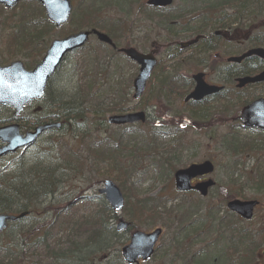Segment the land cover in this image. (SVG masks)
Listing matches in <instances>:
<instances>
[{
    "label": "rangeland",
    "instance_id": "obj_1",
    "mask_svg": "<svg viewBox=\"0 0 264 264\" xmlns=\"http://www.w3.org/2000/svg\"><path fill=\"white\" fill-rule=\"evenodd\" d=\"M71 1L73 13L81 0ZM145 1L97 0L96 4V7L100 8L98 16L101 25L109 28L114 26L122 30L117 33L120 47L131 46L142 53H147L151 49L152 43H154L152 48H157V64L149 80L144 98L138 101L131 98V82L137 73V65L123 58V56L106 53V49L97 46L96 39L92 37L88 47L68 56L52 77L46 96L40 102L27 106L16 122L20 126L22 124V130H25L26 126H30L35 119L46 117L49 113L45 108L47 100L54 97L57 90L71 93L75 85L83 78L84 71L93 72L92 66L97 65V62L92 57H97L100 62L111 65L119 72L120 75L116 77V80L121 87L124 86L127 89L126 86H129L127 91L130 99L124 101L127 103L126 109L146 111L148 116L156 120L157 126L160 125L169 133L165 140L159 139V141L173 147L171 151L178 149V154L170 165L161 161L164 159L165 153L160 151L156 153L145 152L143 147L150 142V132L152 131L149 129L152 126L147 120L149 123L125 128L108 126L105 132L102 129L94 130L92 126L91 128L85 127L81 129L82 133L77 139L75 128L71 131L64 128L44 134L28 149L19 150L14 155L4 157L0 160V171L2 172L14 170L18 162L30 157L28 156L30 154L33 157L41 154V157L47 159L50 157L51 160H54L55 156L57 158L63 157L64 160L60 163L68 167L70 172L63 178V181L58 183L56 193L47 198L38 210L22 221L10 224L7 230L0 235V263L6 262L4 259H7L9 255L16 257V261L20 264H38L40 260H43L42 264L46 262L43 256L36 255L39 251L29 254L34 245V240L30 237V227L32 226L37 228L46 224V236L50 240L49 244L58 246L57 249H59L61 244L72 240L74 235H77L78 241L83 239L84 236L80 231L81 223L93 216L98 215L103 222V227L109 231L115 230L120 219L129 222V217L124 211L127 198L119 181L115 179L117 174L115 162L123 167H130L128 177L136 188L137 195L153 202L159 214V218L154 222L148 220L143 223H136L133 227L116 232L118 236L114 241L115 247L120 248L127 243L133 230L148 232L156 227L162 228L163 233L158 240L153 256L141 264H185L184 260L191 258L194 254L205 253L207 256L205 259H201L202 263L205 261V264H237L241 256L245 255L243 251L248 255L250 245L254 247L257 244H264V185L261 184L258 191L254 189L258 183L264 181H257V183L250 179V175L255 169L264 172V132L243 129L234 120L239 113L241 102L260 96L264 91V85L236 90L234 84H226V94L221 97L211 98L206 100L204 104L194 107H184V109L193 112L195 118H189L188 123L184 122L185 128L181 127L183 119L177 118L176 121L167 114V111L172 105L181 110L182 97L189 90H186L180 100L176 99L177 92L170 93L165 87L163 88L166 91L164 95H161L162 82L166 83L173 77L179 80V85L182 86L183 83L179 76L187 80L197 71H203L206 74V81L210 83L225 84L229 81L227 76L218 77V75L209 72L212 64H214L213 61L216 63L213 59L214 55L211 53L197 54L196 49L179 52V48L176 46L178 42L190 40L195 36L196 31L192 32L194 29L204 32L205 36L211 38L213 28L201 29L204 24L199 17L202 15L203 18L211 17L212 14H206L205 11L208 9L204 7H214L213 3H218V0H173L172 7L166 10L147 11L143 15L141 12L135 13L138 6L145 5ZM128 2L131 3V9L132 3L135 4L132 13H128ZM103 4H105V8ZM27 7L25 4L16 6L12 10L0 7V64L16 59L23 63L36 62L42 56L36 54L38 48L36 50L30 49L28 52L25 49L21 50L20 45L9 46V38L14 32L12 24L17 20L21 10L27 9ZM224 8V6L219 5L218 8L210 10L219 12ZM225 13L228 14V12ZM178 14H181L182 17L177 18ZM126 15L128 16L126 17ZM217 16L220 18L222 14ZM76 19V17L73 21L70 19L61 28H53L48 37L45 38L43 46L46 44L48 46L54 38L86 29L85 27L78 28L75 23ZM36 20L40 21L38 18ZM170 20L178 21L172 22ZM185 28H188L186 29L188 31H185ZM204 44L205 42L202 41L200 46ZM211 44L220 57L225 56L222 52L226 51L222 46L216 47L213 40H211ZM207 45L210 44L207 43ZM166 46L168 47L166 48ZM19 50H21V54L16 52ZM234 52L233 49H229L227 53ZM26 53L31 54L32 57H26ZM220 61L222 62L221 59ZM75 63L79 64L78 68L74 67ZM106 85L101 87L104 93L101 92L98 95L100 100L107 104L111 101L112 96L106 93L108 91ZM177 88L179 89L178 86ZM36 106L42 107L43 111L39 114L33 113ZM12 113L10 108L0 106V126L13 122ZM24 126L25 128H23ZM147 135L148 137H146ZM232 136L241 142H246L241 145L239 150L234 149V152L237 153H233L232 147L224 142V138L230 139ZM177 143L180 144V148H175ZM249 144L254 145L253 149L240 151ZM64 147L72 148L76 156L71 158L73 155L65 154L67 149ZM139 147L141 150H138ZM61 148L65 151H60ZM109 154L114 156V159H108L113 164L104 161L102 164L96 165L97 161L107 160L106 157ZM206 159L211 160L214 164V171L210 177L215 181V187L210 190L207 197L200 198L196 195L176 192L173 187V171L190 163H197ZM105 179H111L124 195L123 208L114 213V219L105 212L102 203L106 202L103 195L98 193V189L102 187ZM228 198L258 200L259 206L254 211L253 219L245 222L229 213L225 208V202ZM193 203L197 204L198 207L194 215L188 220L192 224L191 227L187 228L189 234L185 236L186 233L183 231L181 235H177L173 239L175 233L188 226V223L184 224V227L177 225L175 216ZM166 211H170V214L167 215ZM208 211L214 212L216 220L211 224L199 222ZM109 213L113 212L109 211ZM64 222H68V224ZM217 222L218 225L221 223L219 228L224 233V239L221 240L210 232L212 226L216 228ZM169 224L171 228L167 227ZM199 226H203L204 230L191 232V228L194 229V227ZM232 228H237L242 233L245 232L247 239L241 241L239 236L235 239L230 237L227 232H231ZM205 229L208 233L204 232ZM23 256H25L24 260H22ZM61 264L84 263H78L76 259L72 258ZM93 264L125 263L120 256L117 258L115 254H112L105 259L100 256ZM253 264H264V247L260 246L256 249Z\"/></svg>",
    "mask_w": 264,
    "mask_h": 264
},
{
    "label": "trees",
    "instance_id": "obj_2",
    "mask_svg": "<svg viewBox=\"0 0 264 264\" xmlns=\"http://www.w3.org/2000/svg\"><path fill=\"white\" fill-rule=\"evenodd\" d=\"M125 2V1H123ZM242 3L246 4L247 13L249 16L254 15L255 17L260 14L257 12L255 7L264 6V0H251V2L243 1ZM97 0H81L78 2L72 17V21L76 17V26L78 28H98L112 38L114 42L117 43L119 39L118 32L122 31L117 27L111 26L110 28L107 26H102L101 21L99 20V7H96ZM129 7L128 13H132V9L130 7L131 3H127ZM212 5V4H210ZM214 7H204L208 9L205 11L206 14H212L211 17H204L203 15L199 18L204 24L202 28H212L218 27L219 24H222L221 19L218 18L219 12H213L210 9H216L218 6H222V4L213 3ZM142 6V5H141ZM244 6V5H242ZM105 8V4H103ZM252 8V9H251ZM260 8V7H259ZM251 9V10H250ZM264 11V10H263ZM138 12V10L136 11ZM127 13V14H128ZM78 15V17H77ZM177 18L182 17L181 14L176 16ZM36 18L40 20V23L37 22ZM172 22H176L178 20H170ZM171 22V23H172ZM12 28L14 32L10 36V47H16L20 45L21 50H26L29 52L30 49H43L41 46L45 38L48 37L50 31L52 30V25L45 19L42 9L38 6H32L27 12L23 13V11L18 14L17 20H15L12 24ZM200 29V30H201ZM194 32L201 33L199 30L194 29ZM198 31V32H197ZM257 37H264V29L256 34ZM262 41V40H261ZM103 49L108 50V48L104 45H101ZM21 50L16 51L18 54H21ZM38 52V50H37ZM36 52V53H37ZM108 52H113L112 50H108ZM107 52V53H108ZM25 55L32 56L29 53ZM97 62V65L92 66L93 72L84 71L83 78L79 80V82L72 89L71 93H68L64 90H57L55 96L49 98L47 100V109L49 110L47 121L59 120L63 121L66 126L65 128L69 131L74 130V128L78 127H90L94 128V130H104L107 128L105 123V115L114 114V113H122L126 111H131L130 108H127V104L124 101L129 100L128 92L126 91L124 86L121 87L120 83L116 80V77L119 74L118 71L115 70L111 65L104 64L99 61L97 57H92ZM81 65V64H80ZM98 66V67H97ZM110 69V70H109ZM106 85V93L111 95V101L107 104L100 100L98 93L103 92L101 87ZM167 86V91L171 85L170 82L165 83ZM50 83L48 88L50 87ZM129 88V86H126ZM166 88V87H165ZM163 89V86H162ZM166 90H162L160 94ZM170 91V90H169ZM168 91V92H169ZM177 98H180V94L177 93ZM126 106V107H125ZM176 113V110H174ZM152 134V132L150 133ZM78 137V136H77ZM76 137V139H77ZM148 137V135L146 136ZM145 140L147 142V139ZM150 142L147 143L143 149L145 152H155L156 150H160L162 152L163 149L167 147L163 146L162 142H158L156 138L151 135ZM157 141V143H156ZM224 142L228 143L232 148L233 153L234 149L239 150L241 145L246 142H241L235 136H232L230 139L224 138ZM252 144H249L247 147H244L242 150L249 151L253 149ZM67 149L66 151L61 148L60 151L64 150L65 154L73 155L71 158L76 156L73 153V149L69 147H64ZM94 148V147H93ZM175 148H177L175 146ZM173 147L167 149L164 156V161L167 164H170L174 161V157L178 154V149L171 151ZM138 150H141L139 147ZM105 152V151H103ZM115 155V153H113ZM107 159H114L112 154H109ZM64 160L63 157L57 158L55 156L54 160L47 159L41 157V154L35 157H27L25 160L19 162L18 165H21L25 168L23 173V177L19 178V181L14 184L15 177L14 171L4 172L0 176V213L4 211H9L10 213H21V212H29L30 215L34 213L38 208L46 201L47 198L52 197L57 189L58 184H56V176L62 173V168L65 167L64 164L60 163V161ZM79 161V160H78ZM115 171L117 174L115 175V179L119 181L122 191H124L125 196L127 198L125 212L129 217L130 227L136 225V223H143L148 220L156 221L159 218V214L157 212V207L155 204L148 199H142L137 195L136 188L133 183L130 181L128 175L130 172V167L126 168L125 166H121L115 162ZM264 172L260 169H255L253 174L250 175V179L253 182L261 181L263 179ZM44 182L43 186L42 183ZM258 183V182H257ZM264 182L258 183V186L254 187L256 191L260 188L259 186ZM22 196L20 201H13V205L9 204L10 199H12L15 195ZM39 194V197L33 198L34 195ZM42 198V199H40ZM129 198H131L129 200ZM231 199V198H228ZM227 199V200H228ZM102 206L107 214H110V218L114 219L115 214L109 213L110 208L106 203H102ZM197 204H190L186 207V209L175 216V222L177 225L184 227L183 225L188 223L186 228L181 229L179 232L175 233L174 238L177 235H181L183 231H185V236L189 234V230L187 228L191 227V223L188 220L194 215L197 210ZM167 215L170 214V211L165 212ZM64 219V218H63ZM107 218L105 219L106 222ZM215 214L213 211H208L206 216L199 220L201 223L211 224L215 221ZM22 221L19 220V222ZM67 223L68 222H64ZM13 224H16L13 223ZM221 223L218 222L214 226L210 228V232L214 233L219 240L223 238V232L221 228H219ZM168 228H171L170 224L167 225ZM219 228V229H218ZM191 232L195 233L197 230H204L203 226L194 227V229H190ZM43 231V232H42ZM80 231L83 234V239L77 240V235H74L72 240L66 241L65 244H61L59 249L58 246H51L49 244V238L46 236L47 227L46 224H42L37 228L34 226L30 227L31 236L34 240V245L32 252L29 253L34 254L37 251L36 255H41L46 259L44 264H61L62 262H67L69 259H76L78 263L84 264H93L98 258L101 256L102 258H108L110 255L115 254V257L119 258L118 249L115 247V238H117V233L115 230L109 231L108 229L103 227V222L99 217L91 218L87 221L81 223ZM88 231V233H86ZM208 233L207 229L204 231ZM229 233L230 237L234 239L239 236L241 241H245L247 236H245V232L238 231L237 228H232ZM264 247V244H257L254 247L249 246L250 250L248 251V255H242L237 264H253L255 261V251L258 247ZM24 255V254H23ZM207 256L205 254H194L191 258L184 260L185 264H205V261L202 263L201 259ZM25 256L22 257L24 260ZM203 259V260H204ZM4 263L0 264H20V262L16 261V257L11 255L8 256L7 259H4ZM43 260H40L38 264H42Z\"/></svg>",
    "mask_w": 264,
    "mask_h": 264
},
{
    "label": "water",
    "instance_id": "obj_3",
    "mask_svg": "<svg viewBox=\"0 0 264 264\" xmlns=\"http://www.w3.org/2000/svg\"><path fill=\"white\" fill-rule=\"evenodd\" d=\"M18 0H0L7 7H12ZM44 7L47 18L59 26L65 23L71 11L69 0H38ZM172 0H148L147 4L153 6H168ZM94 34L98 40L112 45L111 40L103 33L96 30L81 31L70 35L62 40L52 41L50 47L46 51L43 59L31 71L24 70L20 62H12L8 66L0 67V104L12 106L14 115H19L23 106L32 99L40 98L44 92V88L48 78L55 71L62 60L63 55L70 50L82 46L89 36ZM196 40L182 44L186 47ZM122 52L138 66V73L133 79L132 86L134 90L133 98H138L145 88V83L150 76L153 66L155 65L154 56L142 54L134 48L122 49ZM256 54L264 59V50L256 48L245 53L244 56ZM231 60L239 61L240 58H232ZM196 82L194 90L185 98L200 100L204 96L219 91L221 88L210 86L203 82L202 75L193 76ZM237 87H242L248 83L264 81V72L253 77H243L237 79ZM145 115L143 112L128 113L124 115H111L107 118L108 124L123 125L136 122H143ZM240 122L251 128L264 129V99H257L246 105L240 114ZM59 128V123H48L37 126L33 132H26L24 135L19 134V126L11 124L0 127V141L3 146L0 148V157L7 152L28 146L35 141L38 135L43 131L52 128ZM213 171V165L210 161H204L198 164H191L186 168L178 169L174 172V186L178 191H189L191 189L198 191L202 196L207 194L209 187L214 185L212 180L196 183L191 185V179L207 175ZM104 187L99 189L100 194H104V198L113 211L122 208L124 199L119 188L111 181L105 180ZM256 200H239L232 199L226 203L229 211L235 212L243 219L252 218L253 208L257 205ZM26 213L18 215L0 214V233L7 227V223L14 222L23 217ZM128 223L120 220L116 226L117 231L126 229ZM161 234L160 228H155L150 232L134 231L129 242L122 246L121 255L126 264H139L138 259L147 260L153 253V247Z\"/></svg>",
    "mask_w": 264,
    "mask_h": 264
},
{
    "label": "flooded vegetation",
    "instance_id": "obj_4",
    "mask_svg": "<svg viewBox=\"0 0 264 264\" xmlns=\"http://www.w3.org/2000/svg\"><path fill=\"white\" fill-rule=\"evenodd\" d=\"M243 1L251 2V0H221L222 6L225 7L221 10L222 16L220 17L223 24V26L220 27L222 32L216 37H211L210 39L208 36L203 35V38L200 40L201 42L188 45L190 47H182V44H176V46L179 48L178 51L185 52V50L196 49L195 52L200 54L199 50L201 49L200 45L202 41L205 42V44L202 46H207V43L211 44V40H213L214 45L218 44L220 41H223L220 46H222L226 51L222 52V54L225 56L220 57L219 53H216L217 51L212 54L214 55L213 59L216 61V63L212 60L214 64H212V67L209 70L210 73L218 75V77L230 75L232 77L230 80H235L241 76H253L263 72L264 59H261L255 54L248 55L239 63L228 60L230 57L241 56L246 51H250L251 49H255L257 47L264 49V37L256 36L258 32L264 29V6L258 5V7H255V10L260 12V14H258L256 17L254 15L249 16L246 7L242 6ZM225 12H228V14ZM167 47L168 46H166V48ZM229 49H233L235 52L227 53ZM195 73H201L204 81L207 82L206 74L203 71H197ZM187 83L190 84L191 80H188ZM263 85L264 82H260L248 84L244 88ZM260 96H264V91ZM192 103H196L197 105L200 104V102ZM204 179L206 178L202 177L200 179H195L192 183L202 181ZM192 193L196 194L194 191H192Z\"/></svg>",
    "mask_w": 264,
    "mask_h": 264
},
{
    "label": "bare ground",
    "instance_id": "obj_5",
    "mask_svg": "<svg viewBox=\"0 0 264 264\" xmlns=\"http://www.w3.org/2000/svg\"><path fill=\"white\" fill-rule=\"evenodd\" d=\"M246 4H248V3H243V5L246 7ZM252 9V8H251ZM250 9V10H251ZM207 46H208V49L209 50H206V48H207ZM207 46H201V49L199 50V52H200V54H204L205 52H207V53H211V54H214L215 53V48L210 44V45H207ZM168 82H170V84H171V82H172V84L171 85H168V87H170L169 88V92L171 93H175V92H179V90H180V88L178 89L177 88V86L178 87H180V85H179V82L176 80V79H174L173 77L171 78V80H169ZM162 86L163 87H166V89H167V86H166V84H165V82H162ZM161 89H162V87H161ZM127 90H129V88H127ZM126 90V91H127ZM162 90H164V88L162 89ZM128 92V91H127ZM131 93H133V91L131 92ZM147 97V96H146ZM142 98H144V96L143 95H140L138 98H137V100H140V99H142ZM127 104V103H126ZM144 109H145V107H143ZM170 110H173V108H170ZM179 113V115H180V118H182L183 119V121L184 122H187L188 123V121H189V116H187V115H185L184 113H182V112H178ZM193 118H195L194 116H193ZM196 119H198L197 117H196ZM147 120L150 122V124H151V128H152V134L151 135H153L155 138H156V140L158 141L159 139H161L162 141L163 140H165V138L167 137V136H169V133H167L164 129H162V128H159L158 126H157V123H156V120L155 119H153L152 117H150V116H148V118H147ZM198 121V120H197ZM148 122V123H149ZM81 129H83V127L81 128V127H78V128H76V136H80V134L82 133L81 132ZM150 132V133H151ZM77 137V138H78ZM1 148V147H0ZM26 149H28V148H25V150ZM15 153H17V150H15L14 152H7V153H4V154H2L1 155V157H0V160H2L4 157H8V156H10V155H14ZM30 154V153H29ZM28 156H30V157H33V155L32 154H30V155H28ZM48 159H50V157L48 158ZM104 161H106V163L108 162V163H112L113 164V162L112 161H109L108 159L107 160H101V161H97L96 162V165H100V164H102ZM19 162H21V161H19ZM19 162H18V164H19ZM200 163H202V162H200ZM16 165V168H14L15 169V171H14V177H15V181H14V184H16L18 181H19V178H22L24 175H23V173H24V171H25V168H23L21 165ZM62 173H60V174H58L57 176H56V184H58L59 182H61V181H63V178H65L66 177V175H68L69 174V172H70V170H69V168L68 167H63L62 169ZM13 171V170H12ZM10 172V171H9ZM4 172H2V171H0V176L3 174ZM8 173V172H7ZM212 174V172L211 173H208V175L210 176ZM43 184H44V182L42 183V186H43ZM103 184V183H102ZM104 187V184L102 185V187L101 188H103ZM101 188H99V189H101ZM99 189H98V191H99ZM99 193V192H98ZM101 195H103V198H104V194H101ZM40 195L39 194H36V195H34L33 196V198H36V197H39ZM22 198V196L20 195V196H18V194L17 195H15L12 199H10V201H9V204H12L13 203V201H16V202H18V201H20V199ZM40 199H42V198H40ZM105 199V198H104ZM51 204V203H50ZM13 205V204H12ZM21 213H26L23 217H21L20 219H18V221L19 220H21V219H24V218H26V217H28L30 214H28V212H21ZM21 213H19V214H21ZM0 214H12V213H10V210L9 211H4V212H1ZM14 214V213H13ZM94 217V216H93ZM92 217V218H93ZM97 217H99L98 215H96L94 218H97Z\"/></svg>",
    "mask_w": 264,
    "mask_h": 264
}]
</instances>
